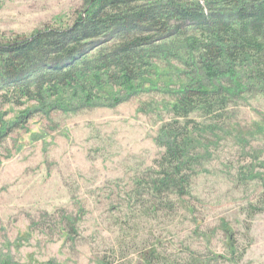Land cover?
I'll use <instances>...</instances> for the list:
<instances>
[{"label": "rangeland", "instance_id": "374dc122", "mask_svg": "<svg viewBox=\"0 0 264 264\" xmlns=\"http://www.w3.org/2000/svg\"><path fill=\"white\" fill-rule=\"evenodd\" d=\"M91 1L0 0V47L72 29ZM133 1L173 12L156 9L165 0ZM146 27L141 37L154 47L138 64L160 71L140 90L120 92L119 104L111 96L85 106L49 93L50 109L5 103L0 74V116L21 118L0 139V264H264V97L253 90L230 99L219 117L194 114L202 140L187 173L189 196L155 190L152 168L164 152L157 140L189 37ZM119 40L114 32L95 40L83 61L99 60ZM49 51L23 74L56 63Z\"/></svg>", "mask_w": 264, "mask_h": 264}, {"label": "trees", "instance_id": "16d2710c", "mask_svg": "<svg viewBox=\"0 0 264 264\" xmlns=\"http://www.w3.org/2000/svg\"><path fill=\"white\" fill-rule=\"evenodd\" d=\"M165 1L156 9L173 12L153 13L155 6L147 5L144 10L134 6L133 0H92L72 29L40 31L30 39L0 47V74L6 79L5 103L24 99L25 103L36 102L50 109L53 103H48L50 98L46 101L49 93L58 97L57 101L74 96L85 106L111 96L119 104L120 92L140 90L160 71L147 64L149 70L145 72L138 64L144 48L154 47L141 37L146 26L152 32L189 37L181 48L186 58L179 70L177 98L167 107L171 118L157 140L164 152L152 168L156 174L154 189H173L182 198L189 196L187 173L199 159L202 140L196 135L200 125L192 116L204 112L208 117H219L230 99L253 90L264 97V0ZM218 2L224 7L216 8ZM188 27L195 29L196 36L186 34ZM111 32L118 35L119 43L99 60L83 61L86 48ZM45 50H50L48 54L56 63L43 64L37 74H23ZM85 64L92 68L84 70ZM145 77H149L147 81ZM109 87L114 91H108ZM20 120L5 121L0 116V139L10 135Z\"/></svg>", "mask_w": 264, "mask_h": 264}]
</instances>
